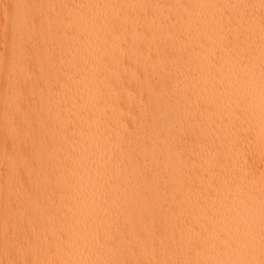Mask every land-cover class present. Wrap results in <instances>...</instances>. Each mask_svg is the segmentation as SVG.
<instances>
[{"label":"bare ground","instance_id":"bare-ground-1","mask_svg":"<svg viewBox=\"0 0 264 264\" xmlns=\"http://www.w3.org/2000/svg\"><path fill=\"white\" fill-rule=\"evenodd\" d=\"M16 2L0 0V264H259L261 0H20L39 17L23 111Z\"/></svg>","mask_w":264,"mask_h":264},{"label":"snow or ice","instance_id":"snow-or-ice-1","mask_svg":"<svg viewBox=\"0 0 264 264\" xmlns=\"http://www.w3.org/2000/svg\"><path fill=\"white\" fill-rule=\"evenodd\" d=\"M37 5L22 3L20 0L11 6L5 5L6 18L10 19L15 25L16 39L19 43V48L21 50V55L17 59L16 63L13 65V71L17 74L16 90L14 100L17 104L19 111L24 109V100L26 98V84L25 76L27 75L26 69L31 67L30 61L28 59V51L30 48V33L32 28L38 23L39 17L32 15L29 9L36 8ZM261 8L264 9V0H261ZM262 31H264V16H262ZM262 70H264V65H262ZM62 85L61 80H56L55 83L51 85L52 89H59ZM262 97H264V88L261 91ZM264 108V104H262ZM264 192V189H262ZM262 212H264V199H262ZM63 234L61 233V236ZM14 251V250H10ZM262 253H264V223H262ZM6 264H61L58 261H33L31 259L20 260H9ZM67 264H82L81 261H69ZM88 264H131L127 260H105V261H90ZM135 264H172V262L166 261H156V262H145L137 261ZM181 264H245V262H223V261H187L181 262ZM259 264H264V257L259 261Z\"/></svg>","mask_w":264,"mask_h":264}]
</instances>
